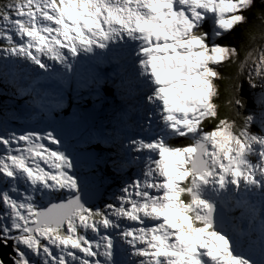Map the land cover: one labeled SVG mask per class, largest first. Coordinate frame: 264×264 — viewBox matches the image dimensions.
I'll return each mask as SVG.
<instances>
[{
    "label": "snow or ice",
    "instance_id": "snow-or-ice-1",
    "mask_svg": "<svg viewBox=\"0 0 264 264\" xmlns=\"http://www.w3.org/2000/svg\"><path fill=\"white\" fill-rule=\"evenodd\" d=\"M4 248L264 264V0H0Z\"/></svg>",
    "mask_w": 264,
    "mask_h": 264
},
{
    "label": "water",
    "instance_id": "water-1",
    "mask_svg": "<svg viewBox=\"0 0 264 264\" xmlns=\"http://www.w3.org/2000/svg\"><path fill=\"white\" fill-rule=\"evenodd\" d=\"M8 252H9V248H4V249L0 250V255L7 254Z\"/></svg>",
    "mask_w": 264,
    "mask_h": 264
},
{
    "label": "rangeland",
    "instance_id": "rangeland-1",
    "mask_svg": "<svg viewBox=\"0 0 264 264\" xmlns=\"http://www.w3.org/2000/svg\"><path fill=\"white\" fill-rule=\"evenodd\" d=\"M108 71H110V69H108ZM86 99H87V98H86ZM87 102H88V104H89L90 100L87 99Z\"/></svg>",
    "mask_w": 264,
    "mask_h": 264
}]
</instances>
